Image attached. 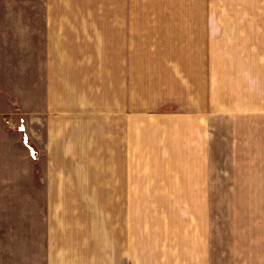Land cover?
Wrapping results in <instances>:
<instances>
[{
  "label": "crops",
  "instance_id": "crops-1",
  "mask_svg": "<svg viewBox=\"0 0 264 264\" xmlns=\"http://www.w3.org/2000/svg\"><path fill=\"white\" fill-rule=\"evenodd\" d=\"M117 1L142 4L0 0V264H125L126 232L129 247L137 229L146 234L135 215L144 206L169 213L176 250V219L186 212L187 264H264V173L211 172L209 109L174 114L169 126L155 118L162 149L135 153L138 169L126 173L119 40L178 35L184 21L199 35H221L256 28V19L115 12ZM139 127L141 141L149 130ZM165 137L170 153L162 151Z\"/></svg>",
  "mask_w": 264,
  "mask_h": 264
},
{
  "label": "rangeland",
  "instance_id": "rangeland-1",
  "mask_svg": "<svg viewBox=\"0 0 264 264\" xmlns=\"http://www.w3.org/2000/svg\"><path fill=\"white\" fill-rule=\"evenodd\" d=\"M147 1L127 9L117 1L119 4L113 8L115 12L180 13V20L187 13H239L252 16L258 27L202 36L197 27L187 29L184 21L178 35L119 39L126 45V173L133 166L138 169L136 164H130L135 153L162 149L160 133H155V118L162 117L163 125L169 126L170 116L198 108L209 109L211 114V172L264 173V0H162L163 4ZM110 6L106 5V12ZM110 39L100 38V44L104 40L109 44ZM142 125L149 131L140 141ZM163 142L162 151L169 152L171 138L165 137ZM162 156L167 158L168 153ZM149 210L152 209L144 206L135 214L138 228L140 217L141 222H146L145 235L140 228L135 232V246L129 247L130 236L126 232L125 264H187L186 212L179 213L176 219L183 233L176 250L166 234L169 213L152 215Z\"/></svg>",
  "mask_w": 264,
  "mask_h": 264
},
{
  "label": "built area",
  "instance_id": "built-area-1",
  "mask_svg": "<svg viewBox=\"0 0 264 264\" xmlns=\"http://www.w3.org/2000/svg\"><path fill=\"white\" fill-rule=\"evenodd\" d=\"M18 129H19L20 131H23V130H24V127H23L22 125H20V126L18 127ZM24 142H26V141L24 140ZM29 151H30V156H31L32 158H36L35 151H34L32 148H29Z\"/></svg>",
  "mask_w": 264,
  "mask_h": 264
}]
</instances>
